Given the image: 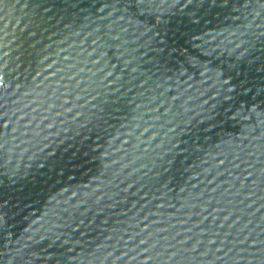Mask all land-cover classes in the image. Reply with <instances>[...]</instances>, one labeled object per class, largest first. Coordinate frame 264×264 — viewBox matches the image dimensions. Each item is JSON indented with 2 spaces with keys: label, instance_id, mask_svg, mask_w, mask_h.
Segmentation results:
<instances>
[{
  "label": "water",
  "instance_id": "obj_1",
  "mask_svg": "<svg viewBox=\"0 0 264 264\" xmlns=\"http://www.w3.org/2000/svg\"><path fill=\"white\" fill-rule=\"evenodd\" d=\"M0 264H264V0H0Z\"/></svg>",
  "mask_w": 264,
  "mask_h": 264
}]
</instances>
